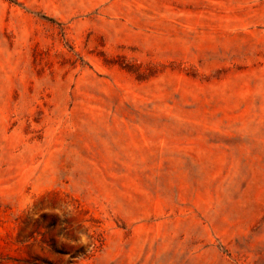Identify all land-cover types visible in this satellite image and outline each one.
Listing matches in <instances>:
<instances>
[{
	"label": "rangeland",
	"instance_id": "rangeland-1",
	"mask_svg": "<svg viewBox=\"0 0 264 264\" xmlns=\"http://www.w3.org/2000/svg\"><path fill=\"white\" fill-rule=\"evenodd\" d=\"M0 264H264V0H0Z\"/></svg>",
	"mask_w": 264,
	"mask_h": 264
},
{
	"label": "trees",
	"instance_id": "trees-1",
	"mask_svg": "<svg viewBox=\"0 0 264 264\" xmlns=\"http://www.w3.org/2000/svg\"><path fill=\"white\" fill-rule=\"evenodd\" d=\"M41 218L43 220V223H45V227L48 230L54 229L56 226H58L60 228V230H68L66 228V226L63 225L65 220H59L57 217H53V216L49 217V216L44 215V214L41 216ZM50 241H51L50 242L51 249H53L56 252H60V253H64V254L71 253L70 254L71 257L76 256L83 249L82 246L81 247L79 246V247H75V248L69 250L67 248V245L62 244L60 247H58L56 245V240L53 238H51Z\"/></svg>",
	"mask_w": 264,
	"mask_h": 264
}]
</instances>
